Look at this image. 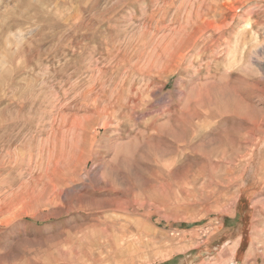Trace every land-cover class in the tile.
<instances>
[{
    "label": "rangeland",
    "instance_id": "374dc122",
    "mask_svg": "<svg viewBox=\"0 0 264 264\" xmlns=\"http://www.w3.org/2000/svg\"><path fill=\"white\" fill-rule=\"evenodd\" d=\"M0 264H264V0H0Z\"/></svg>",
    "mask_w": 264,
    "mask_h": 264
},
{
    "label": "bare ground",
    "instance_id": "6f19581e",
    "mask_svg": "<svg viewBox=\"0 0 264 264\" xmlns=\"http://www.w3.org/2000/svg\"><path fill=\"white\" fill-rule=\"evenodd\" d=\"M213 24V23H212ZM214 28V27H213ZM202 31V30H201ZM245 32V31H244ZM242 36V35H241ZM261 48V47H260Z\"/></svg>",
    "mask_w": 264,
    "mask_h": 264
}]
</instances>
